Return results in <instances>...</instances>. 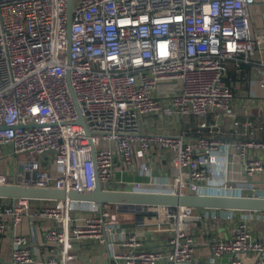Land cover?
Instances as JSON below:
<instances>
[{
	"label": "built area",
	"instance_id": "obj_1",
	"mask_svg": "<svg viewBox=\"0 0 264 264\" xmlns=\"http://www.w3.org/2000/svg\"><path fill=\"white\" fill-rule=\"evenodd\" d=\"M252 2L74 0L69 60L68 0H0V162H11L0 184L93 191L97 179L104 185L134 166L136 146L174 153L173 193L221 195L206 183L223 164L222 152H238L248 180L263 174L264 140L250 136L253 121H233L231 141L142 128L150 115L194 117L199 131L211 113L233 120L228 63L252 61L264 43ZM255 69L264 75V65ZM215 186L233 188L227 179ZM57 202L33 210L31 199L19 198L0 206L11 264H84L76 249L89 243L107 248L110 264H264V237L249 226L252 211L237 217L236 210ZM131 207L155 212V231L168 233L164 243L154 247L140 236L144 217L125 226L121 215ZM39 221L49 226L35 239ZM220 222L232 223L228 235L207 230ZM197 223L206 232L201 243ZM37 249L47 257L38 259Z\"/></svg>",
	"mask_w": 264,
	"mask_h": 264
},
{
	"label": "crops",
	"instance_id": "obj_2",
	"mask_svg": "<svg viewBox=\"0 0 264 264\" xmlns=\"http://www.w3.org/2000/svg\"><path fill=\"white\" fill-rule=\"evenodd\" d=\"M249 9L255 33L264 36V0H253L249 5ZM262 47V50L256 51L252 61L245 62L240 67H236L234 61L228 63L225 82L234 95L231 103V109L234 113L233 120L225 122L222 121L219 113H211L207 118L208 127L199 131V120L194 117L164 119L161 115H150L143 119V130L170 134H181L192 130L188 135L189 138L203 135L231 141L235 138L234 132L236 130L233 126V121H253L255 126L251 130L250 136L254 139L264 140V86H261L264 75L255 69V67L264 65V43ZM135 151L134 166L128 171L118 169L112 182L119 185H132V190L172 192V183L176 170L174 153L159 148H152L149 152L143 153L137 146ZM221 156L224 161L223 164L218 167V173H216L214 179L206 183L212 194L253 196L258 191L264 193V173L257 174L248 180L245 175L243 160L236 150L228 151L227 153L222 152ZM224 179H227L229 185L233 186V188L226 191L215 186ZM136 182H141L144 186L137 189ZM52 203H56V201H44L39 203L38 206L39 208L54 206ZM153 210L155 211V209ZM242 215L243 211L236 213L237 217ZM252 216L253 218L249 223L251 232L255 237H264V213L254 212ZM121 217L126 222L125 226L128 227H131L136 221H140L141 217H144L148 227L145 228V232H140V236L152 243L154 247H158L160 240L164 243L168 237L166 231H155V226L159 223L155 212L142 213L139 208L131 207V212H126ZM48 224L43 221L37 222L34 227L35 239L36 237L40 239L41 231L46 229L49 226ZM231 225L232 223L229 222H220L215 223V225L213 223L207 224L206 227L210 232H220L223 235H228ZM201 226V223H197L192 227L199 243L203 242L206 237V232H202L199 228ZM76 250L80 252V258L84 264L111 263L107 248L104 246L89 243ZM201 251L207 253V249H202L199 252L200 255L204 254ZM36 257L38 259L46 258L47 253H45L44 249H37ZM227 260V257H224L221 261ZM0 264H11L10 234L0 237Z\"/></svg>",
	"mask_w": 264,
	"mask_h": 264
},
{
	"label": "water",
	"instance_id": "obj_3",
	"mask_svg": "<svg viewBox=\"0 0 264 264\" xmlns=\"http://www.w3.org/2000/svg\"><path fill=\"white\" fill-rule=\"evenodd\" d=\"M74 0H68V59L70 60L72 12ZM75 97L74 92H72ZM77 122L84 123L81 117ZM0 198L15 201L19 198L44 201H76L80 203L115 204L137 207H179L219 209L264 213V198L242 195H202L194 193L135 191L123 188H103L97 179L93 191L60 190L0 184ZM141 235V234H140Z\"/></svg>",
	"mask_w": 264,
	"mask_h": 264
},
{
	"label": "rangeland",
	"instance_id": "obj_4",
	"mask_svg": "<svg viewBox=\"0 0 264 264\" xmlns=\"http://www.w3.org/2000/svg\"><path fill=\"white\" fill-rule=\"evenodd\" d=\"M18 158L19 159H23V158H25V156L24 155H19ZM10 168H11V162L9 160L8 161H4V162L3 161L0 162V174H6L10 170ZM102 186H103V188H110V189L111 188L133 189L132 185L128 186V185L114 184L112 182V180L109 181L108 183L102 185ZM52 204L55 205V204H58V202L57 203H52Z\"/></svg>",
	"mask_w": 264,
	"mask_h": 264
},
{
	"label": "trees",
	"instance_id": "obj_5",
	"mask_svg": "<svg viewBox=\"0 0 264 264\" xmlns=\"http://www.w3.org/2000/svg\"><path fill=\"white\" fill-rule=\"evenodd\" d=\"M44 202L43 200H32V209H37L39 208L38 204ZM12 200L11 199H5V198H0V206H9L11 205Z\"/></svg>",
	"mask_w": 264,
	"mask_h": 264
}]
</instances>
